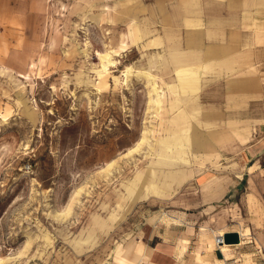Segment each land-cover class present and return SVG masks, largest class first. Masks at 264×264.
<instances>
[{"label": "rangeland", "instance_id": "374dc122", "mask_svg": "<svg viewBox=\"0 0 264 264\" xmlns=\"http://www.w3.org/2000/svg\"><path fill=\"white\" fill-rule=\"evenodd\" d=\"M242 28L264 50V0H0V264H146L138 247L171 237L173 213L227 162L237 128L204 122L217 110L177 70L199 55L196 40L235 41ZM106 49L120 52L112 75L132 65L157 76L158 110L142 74L96 85ZM208 67L211 87L237 83ZM172 133L188 138L146 197L148 153ZM213 230L197 237V264H210Z\"/></svg>", "mask_w": 264, "mask_h": 264}, {"label": "crops", "instance_id": "0c3cea01", "mask_svg": "<svg viewBox=\"0 0 264 264\" xmlns=\"http://www.w3.org/2000/svg\"><path fill=\"white\" fill-rule=\"evenodd\" d=\"M243 30L236 29L235 41H207L205 37L196 40L199 55L193 63L190 60L177 70L182 87L192 86L198 77L201 106L217 110L219 119L204 122L236 123L237 128L233 142L221 154L228 157L227 162L204 170L208 176L203 189L198 188L195 198L188 200L184 212L173 213L171 237L156 234L154 246L145 253L138 247L137 258L144 257L146 264H197L196 254L200 251L199 257L204 256L197 251V237L206 226L222 234L237 232L240 238L238 243L227 244L224 251L219 245L209 251L210 264H264V67H260L264 50L244 37ZM219 62L222 68H215L212 75L229 76L236 71L237 83L228 85L221 79L211 87L208 68L212 67L208 66L212 64L214 68ZM161 93L162 99L163 89ZM213 98L218 99L213 102ZM218 206L221 209L213 214Z\"/></svg>", "mask_w": 264, "mask_h": 264}, {"label": "bare ground", "instance_id": "6f19581e", "mask_svg": "<svg viewBox=\"0 0 264 264\" xmlns=\"http://www.w3.org/2000/svg\"><path fill=\"white\" fill-rule=\"evenodd\" d=\"M124 43L126 45V41ZM121 51H123V50H121ZM119 53L116 50H113V49H110V50L106 49L104 52L96 51V54H97V56H98V58L100 60L99 67L97 69H95L96 78L98 80V81H96V83H97L96 85L99 86L101 83H107V77H112V79L114 81V85L128 87L129 86V77L131 76V74L136 73L137 76H140L142 74L147 79L151 78V80H147V82H149L153 93H155V95L152 97V101H155L157 103L156 107H157V110H158L159 107H160V103L159 102L161 100L162 93H161V90H160V88H159V86L157 84L156 77H155L154 74H151L148 70L133 69L132 65L124 66V68L120 72V76H116V75H112L111 74L112 69H114L117 66L118 62H119L117 59L112 57V54L116 56ZM125 89H127V88H125ZM182 136L181 135H176V133L175 134L172 133L171 135H168L167 137H163L161 139V147H160L159 151H149L148 154H150V156H153L154 160H151L150 166L147 168V172L144 175V180H145L144 195L146 197L154 195L155 193L157 195L159 194V192H160L159 191L160 190L159 189L160 183H159V178H158V176L156 174L159 173V171L161 170V167H167V168H169L171 170H174V166L175 165L173 163H171V161L173 159L171 156L175 152L173 149L179 148L180 147L179 145H181V143L188 138L187 135H182ZM203 145H204V143H203ZM190 152H192V151H190ZM168 159L170 161H166ZM181 194H183V193H181ZM144 195H142V196L144 197ZM153 199H155V198H153ZM174 201L175 200H173V202ZM148 228L149 227L147 225V230H149ZM145 234H147V232ZM221 234H222V231H219V230H218V232H213V236H214L215 242L217 241V236L221 235ZM217 245L222 247V250L224 249L225 246H227V244H225V243L217 244Z\"/></svg>", "mask_w": 264, "mask_h": 264}, {"label": "water", "instance_id": "95a60500", "mask_svg": "<svg viewBox=\"0 0 264 264\" xmlns=\"http://www.w3.org/2000/svg\"><path fill=\"white\" fill-rule=\"evenodd\" d=\"M223 243L234 244L239 242V234L237 232H225L222 235Z\"/></svg>", "mask_w": 264, "mask_h": 264}, {"label": "built area", "instance_id": "2783aa9c", "mask_svg": "<svg viewBox=\"0 0 264 264\" xmlns=\"http://www.w3.org/2000/svg\"><path fill=\"white\" fill-rule=\"evenodd\" d=\"M217 244H223V238H222V234L217 236Z\"/></svg>", "mask_w": 264, "mask_h": 264}]
</instances>
